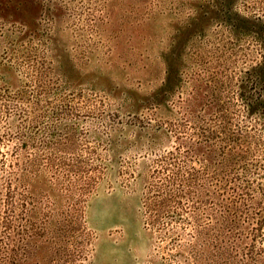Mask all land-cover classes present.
<instances>
[{
  "label": "rangeland",
  "instance_id": "374dc122",
  "mask_svg": "<svg viewBox=\"0 0 264 264\" xmlns=\"http://www.w3.org/2000/svg\"><path fill=\"white\" fill-rule=\"evenodd\" d=\"M263 65L264 0H0V264H264Z\"/></svg>",
  "mask_w": 264,
  "mask_h": 264
},
{
  "label": "trees",
  "instance_id": "16d2710c",
  "mask_svg": "<svg viewBox=\"0 0 264 264\" xmlns=\"http://www.w3.org/2000/svg\"><path fill=\"white\" fill-rule=\"evenodd\" d=\"M12 1V0H11ZM262 68V67H260ZM263 68H264V65H263ZM254 105H263L264 106V101L263 100H260V99H256L254 101H248L246 106L247 107H253ZM24 173H23V168L20 167V165L17 163V162H11V164L9 165V168L7 170V183L8 185L10 186L13 182H16L18 179L20 182L21 181V176H23ZM170 194L167 192V193H162V192H159L157 194V196L154 198V200L152 201L151 200V208H155L156 211H159L158 209L160 208H169L170 206V202H171V198H170ZM176 204L177 203H180L179 200H176L173 198L172 199Z\"/></svg>",
  "mask_w": 264,
  "mask_h": 264
}]
</instances>
